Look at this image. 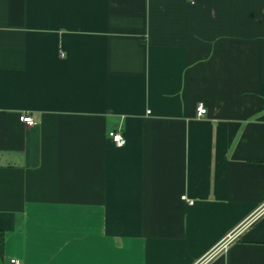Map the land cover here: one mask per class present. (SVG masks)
I'll list each match as a JSON object with an SVG mask.
<instances>
[{
  "label": "crops",
  "instance_id": "0c3cea01",
  "mask_svg": "<svg viewBox=\"0 0 264 264\" xmlns=\"http://www.w3.org/2000/svg\"><path fill=\"white\" fill-rule=\"evenodd\" d=\"M0 230L2 264H264V0H0Z\"/></svg>",
  "mask_w": 264,
  "mask_h": 264
},
{
  "label": "built area",
  "instance_id": "2783aa9c",
  "mask_svg": "<svg viewBox=\"0 0 264 264\" xmlns=\"http://www.w3.org/2000/svg\"><path fill=\"white\" fill-rule=\"evenodd\" d=\"M207 113H208V109L206 108V106L203 103L199 104V106L197 107V116L203 117ZM20 119L22 122L26 123L29 126H36L40 123L39 120H36L34 117H32L30 115H22ZM109 137L115 143V145L118 147H123L126 145L127 140L120 131L110 132ZM190 204H193V202L191 201ZM239 231L240 230L237 229V230H234L233 232L229 233L227 235V237L221 242V244L216 246V249L218 248L221 252L226 251L228 249V247L230 246V244L237 238ZM216 252L218 253V251H216ZM210 255H211V253L208 255L209 258L211 257ZM12 263L19 264V262L15 261V260H13Z\"/></svg>",
  "mask_w": 264,
  "mask_h": 264
},
{
  "label": "trees",
  "instance_id": "16d2710c",
  "mask_svg": "<svg viewBox=\"0 0 264 264\" xmlns=\"http://www.w3.org/2000/svg\"><path fill=\"white\" fill-rule=\"evenodd\" d=\"M5 249H6V234L3 230H0V262L5 259Z\"/></svg>",
  "mask_w": 264,
  "mask_h": 264
},
{
  "label": "rangeland",
  "instance_id": "374dc122",
  "mask_svg": "<svg viewBox=\"0 0 264 264\" xmlns=\"http://www.w3.org/2000/svg\"><path fill=\"white\" fill-rule=\"evenodd\" d=\"M216 247L210 252L211 253V256L213 255V254H216L217 252L216 251H218V253H221V251L217 248L216 250ZM228 250V249H227ZM226 250V251H227ZM215 251V252H214ZM0 264H2V262H0Z\"/></svg>",
  "mask_w": 264,
  "mask_h": 264
}]
</instances>
